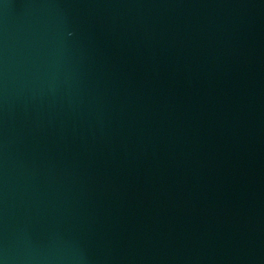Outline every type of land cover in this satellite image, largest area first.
<instances>
[{
    "label": "water",
    "instance_id": "1",
    "mask_svg": "<svg viewBox=\"0 0 264 264\" xmlns=\"http://www.w3.org/2000/svg\"><path fill=\"white\" fill-rule=\"evenodd\" d=\"M0 264H264V0H0Z\"/></svg>",
    "mask_w": 264,
    "mask_h": 264
}]
</instances>
